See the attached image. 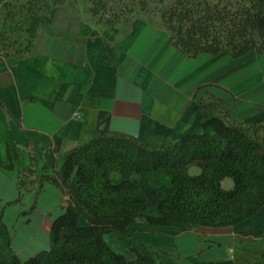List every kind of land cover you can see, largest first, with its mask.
<instances>
[{
  "label": "trees",
  "instance_id": "obj_1",
  "mask_svg": "<svg viewBox=\"0 0 264 264\" xmlns=\"http://www.w3.org/2000/svg\"><path fill=\"white\" fill-rule=\"evenodd\" d=\"M65 3L117 35L142 18L164 29L170 43L189 57L264 53V0H0V60L31 53L29 27H39L50 9ZM0 106L5 108L1 98ZM197 120L203 132L184 134L160 147L125 131L104 132L74 145L60 169L41 165L29 150L32 161L20 168L18 196L6 205L22 203L26 192L38 193L48 181L67 196L65 209L53 220L54 246L45 257L23 260L15 254L10 261L0 257V264H136L110 246L107 232H129L137 220L197 230L255 215L264 206V118H235L227 100L208 91L198 98ZM7 151L9 161L0 154V164L15 169L9 142ZM191 165L201 171L190 173ZM44 169L54 173H42ZM155 170L167 173L170 185L153 186L149 175ZM226 177L234 181L231 188L223 186ZM151 207L159 214H148ZM145 259L158 264L139 254L138 260Z\"/></svg>",
  "mask_w": 264,
  "mask_h": 264
},
{
  "label": "crops",
  "instance_id": "obj_2",
  "mask_svg": "<svg viewBox=\"0 0 264 264\" xmlns=\"http://www.w3.org/2000/svg\"><path fill=\"white\" fill-rule=\"evenodd\" d=\"M104 33L81 39V52L72 54L77 61V66H72L73 76H62L58 88L52 74L43 77L27 64L15 63L0 72V98L5 103V108L0 106V153L8 162L9 142L16 165L11 170L0 164V210L5 199L18 196L20 168L32 161L30 147L40 164L62 163L74 145L111 130L135 134L147 145L160 147L184 134L204 131L197 120V101L208 91L226 99L233 116L240 119L225 94L208 88L212 85L207 81L215 68L212 60L199 61V56L207 53L189 57L170 43L168 34L164 36L151 28H135L124 35ZM233 80H242L237 86L257 97L253 85L244 83L248 80L243 74ZM203 84L206 86L201 90L205 92L195 98V91ZM27 96L34 100H27ZM189 171L197 174L201 168L191 165ZM137 177L136 173L132 175L133 179ZM113 178L118 181L120 176ZM149 178L155 187L171 183L163 170L151 172ZM44 188L45 194L51 196L64 194L48 181ZM42 194L38 197L41 208ZM35 196L36 191H28L23 204L11 208L22 210V205L31 203ZM8 212L11 211L7 209ZM147 213L159 214L155 207ZM53 220L49 228L40 222L14 235V249L8 248L9 238L0 227V257L10 261L17 254L25 260L49 248ZM105 239L116 252L136 264H154L138 260L139 254L160 264H264V206L233 225H202L197 230H185L137 220L130 224L129 232L110 231Z\"/></svg>",
  "mask_w": 264,
  "mask_h": 264
},
{
  "label": "rangeland",
  "instance_id": "obj_3",
  "mask_svg": "<svg viewBox=\"0 0 264 264\" xmlns=\"http://www.w3.org/2000/svg\"><path fill=\"white\" fill-rule=\"evenodd\" d=\"M135 28H151L161 31L164 36L167 35L164 29L153 26L142 18H135L132 23L127 26L122 35ZM28 31L34 37L33 51L22 56H8L0 60V72H6L12 67L10 65L15 63L27 64L37 69L38 74L43 77H46V74L47 76L52 74L54 84L58 88L62 83V76H73L72 66H77V61L73 58L72 54L81 52V39L105 35L104 32L110 30L101 27L90 18L82 16L81 12H75L71 4L65 3L50 9L42 18L39 27L32 24ZM199 59L200 62L207 61L208 63L212 60L215 70L213 77L209 78L207 81L212 85L208 88L225 94L230 99L234 112L240 115V119L258 120L264 118V53L251 51L238 58H233L227 52L218 55L207 53L200 55ZM237 74H243L246 79H249L253 83L254 88H256L257 97L247 95V90L244 87L237 86L239 83L243 82L241 80L236 83L235 80H233L234 76ZM205 90L206 89L201 90L199 94L201 95ZM259 93L261 94L259 95ZM26 98L29 101L34 100L31 96H27ZM29 150H32V148L30 147ZM62 164L63 161L59 164L54 163L57 169H60ZM41 172L53 174L54 169H44ZM223 185L224 187L229 186V188H231L233 186V179L228 177ZM40 192H44V194H42L43 196L41 195L42 198L40 197V202L43 205L42 208L38 206ZM12 199L14 198L5 199L3 201L5 211L2 219L3 225L0 224L5 235L9 238L7 245L9 249H14V235L28 231L36 223L39 224L41 222V226H47V228H49L50 221L64 211L67 196L65 194H60L55 197L45 194L43 183L35 199L26 206L22 205V210L14 211L13 208H11V206L18 203L6 205V202ZM35 201L37 203L36 208L31 209ZM55 201H57L56 204H54ZM21 204H23V202ZM7 209L11 212L6 213ZM1 211L2 209L0 213ZM53 246L54 238L52 234L50 247L42 249L39 254L45 257V252Z\"/></svg>",
  "mask_w": 264,
  "mask_h": 264
},
{
  "label": "bare ground",
  "instance_id": "obj_4",
  "mask_svg": "<svg viewBox=\"0 0 264 264\" xmlns=\"http://www.w3.org/2000/svg\"><path fill=\"white\" fill-rule=\"evenodd\" d=\"M246 80H248V81H245V82H244L245 84H246V83H247V84L251 83V84L253 85V83H252L249 79H246ZM255 89H256V88H254V86H253V89H252V90L255 91ZM257 93H258V92H257Z\"/></svg>",
  "mask_w": 264,
  "mask_h": 264
}]
</instances>
